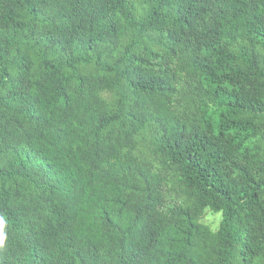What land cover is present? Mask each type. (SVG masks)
Wrapping results in <instances>:
<instances>
[{"label":"trees","instance_id":"1","mask_svg":"<svg viewBox=\"0 0 264 264\" xmlns=\"http://www.w3.org/2000/svg\"><path fill=\"white\" fill-rule=\"evenodd\" d=\"M0 217V264H264V0H0Z\"/></svg>","mask_w":264,"mask_h":264},{"label":"rangeland","instance_id":"2","mask_svg":"<svg viewBox=\"0 0 264 264\" xmlns=\"http://www.w3.org/2000/svg\"><path fill=\"white\" fill-rule=\"evenodd\" d=\"M204 215H206V216L203 218L202 221L204 223L208 224L209 226H211L210 228L212 230H215L214 228H217L219 223H220L221 213L220 212L212 213L211 210L206 209L204 212Z\"/></svg>","mask_w":264,"mask_h":264},{"label":"clouds","instance_id":"3","mask_svg":"<svg viewBox=\"0 0 264 264\" xmlns=\"http://www.w3.org/2000/svg\"><path fill=\"white\" fill-rule=\"evenodd\" d=\"M4 223H5L4 219L2 217H0V228L3 227ZM3 239H4L3 235H0V244L3 243Z\"/></svg>","mask_w":264,"mask_h":264}]
</instances>
